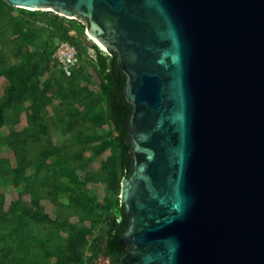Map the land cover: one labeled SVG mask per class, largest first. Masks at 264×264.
<instances>
[{
  "label": "water",
  "instance_id": "95a60500",
  "mask_svg": "<svg viewBox=\"0 0 264 264\" xmlns=\"http://www.w3.org/2000/svg\"><path fill=\"white\" fill-rule=\"evenodd\" d=\"M3 1L85 24L125 77L116 264H264V0Z\"/></svg>",
  "mask_w": 264,
  "mask_h": 264
},
{
  "label": "rangeland",
  "instance_id": "374dc122",
  "mask_svg": "<svg viewBox=\"0 0 264 264\" xmlns=\"http://www.w3.org/2000/svg\"><path fill=\"white\" fill-rule=\"evenodd\" d=\"M86 29L89 57L107 56ZM35 43L19 8L0 0V264H85L123 177L92 79L79 66L61 77Z\"/></svg>",
  "mask_w": 264,
  "mask_h": 264
},
{
  "label": "trees",
  "instance_id": "16d2710c",
  "mask_svg": "<svg viewBox=\"0 0 264 264\" xmlns=\"http://www.w3.org/2000/svg\"><path fill=\"white\" fill-rule=\"evenodd\" d=\"M19 11L27 22V31L36 40L35 47L41 49L43 55L52 57L57 41H66L74 46L79 61L78 66L96 86L98 99L102 103L103 111L110 123L109 138L117 151L118 170L122 177H128L131 174L132 160L129 156L127 124L131 109L120 98V92L125 85V77L118 73L115 54L108 52L106 56L95 48L94 56L90 58L88 47L82 39L87 26L81 22L72 20L68 23L62 18L41 11L23 9H19ZM88 68L93 72V75L88 73ZM75 71L76 69L70 77H65L59 70L63 78H71ZM127 226L128 216L123 212L122 206L117 203L106 216L97 236L84 248L85 264H99L100 257L107 259L109 264H116L115 260L128 249L118 245L119 237Z\"/></svg>",
  "mask_w": 264,
  "mask_h": 264
},
{
  "label": "built area",
  "instance_id": "2783aa9c",
  "mask_svg": "<svg viewBox=\"0 0 264 264\" xmlns=\"http://www.w3.org/2000/svg\"><path fill=\"white\" fill-rule=\"evenodd\" d=\"M52 58L65 77H70L79 64L74 46L66 41L56 42Z\"/></svg>",
  "mask_w": 264,
  "mask_h": 264
},
{
  "label": "bare ground",
  "instance_id": "6f19581e",
  "mask_svg": "<svg viewBox=\"0 0 264 264\" xmlns=\"http://www.w3.org/2000/svg\"><path fill=\"white\" fill-rule=\"evenodd\" d=\"M90 37V36H89ZM91 39H93L94 41H95V39L94 38H92V37H90ZM96 42V41H95Z\"/></svg>",
  "mask_w": 264,
  "mask_h": 264
}]
</instances>
